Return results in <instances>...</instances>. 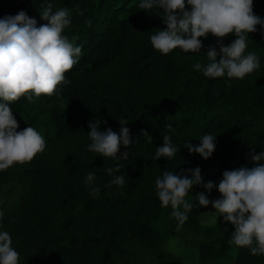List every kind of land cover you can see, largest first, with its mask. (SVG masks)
Listing matches in <instances>:
<instances>
[{"label": "trees", "instance_id": "1", "mask_svg": "<svg viewBox=\"0 0 264 264\" xmlns=\"http://www.w3.org/2000/svg\"><path fill=\"white\" fill-rule=\"evenodd\" d=\"M49 3L53 11L69 8L71 23L63 34L82 45V54L66 70L71 83L63 84L61 94L38 98L45 108L56 97L67 100L70 116L58 106L50 107L55 132L46 135L49 150L37 152L26 166L16 162L0 170V201L1 183L11 172H22L29 180L28 197L16 210L6 211L0 203L2 227L20 253V264H112L125 255L126 244L132 239L156 244L161 237L157 224L163 217L177 222L170 215L171 206H161L155 194V178L163 170L199 166L205 180L218 182L224 170L255 163L245 154L253 147L256 152L264 149V35L257 25V31L249 32L245 49L257 52L259 68L243 78H210L192 65L197 60L206 62L208 45L217 47L218 39L229 40L228 44L235 34L202 37L201 58L192 63L189 60L195 52L191 50L177 47L163 54L150 42V35L161 26L157 20L162 11L139 9V0H24L20 5L0 0V17L23 9L39 25L47 22L40 10ZM253 11L264 17V0H253ZM184 63L191 65L185 69ZM181 77L186 79L183 90L175 92ZM29 101L21 96L9 102L13 115L17 117ZM165 114L173 119H166ZM124 117L133 139L138 137L133 145H121V151L126 147L131 150L128 159L117 161L87 149L91 120L99 119L101 130L111 127L119 132V119ZM16 119L18 130L34 126L33 120L24 124ZM169 123L174 132L166 127ZM142 129L152 139L143 135ZM169 132L177 145L176 155L154 160L156 146ZM205 132L216 135V149L207 159L195 158L184 144L188 140L199 144ZM117 163L121 165L118 170ZM108 167L124 175L123 185L108 184L113 178ZM88 170L96 173L101 188L95 197L83 183ZM199 191L205 190L194 185L186 196L194 205ZM207 195L214 199L221 194L213 188ZM204 207L194 206L182 225L203 234L198 247L201 263L225 257L236 248V264H264V255L230 242L234 225L222 215L213 225L202 227L199 216Z\"/></svg>", "mask_w": 264, "mask_h": 264}, {"label": "clouds", "instance_id": "2", "mask_svg": "<svg viewBox=\"0 0 264 264\" xmlns=\"http://www.w3.org/2000/svg\"><path fill=\"white\" fill-rule=\"evenodd\" d=\"M138 7L162 11L159 16L166 27L151 34L150 42L163 54L177 47L184 52H200L204 46L201 38L209 33L218 38L235 34L228 44L218 39L219 50L215 45H208L206 62L197 60L192 65L207 77L243 78L260 67L257 52H245L249 32L257 31L256 26L260 25L264 35V17L253 11V0H139ZM40 15L46 23L38 25L36 18L23 9L0 17V170L31 160L46 146L45 137L32 124L18 130V121L9 102L21 96L31 100L41 94L60 95L63 84L71 83L65 75L66 70L71 69L82 54V45L63 34L64 28L71 23L68 7L53 11L49 3L40 10ZM119 121L117 132L111 127L101 130V121L91 120L87 132L91 142L87 149L117 161L128 159L131 150L126 147L121 151V145H133L138 137L133 139L126 126V117ZM166 127L175 131L171 123ZM141 133L152 139L147 130L142 129ZM162 139L163 143L156 146L154 160L161 156L169 160L177 153L171 132L164 134ZM199 140L197 145L188 140L184 146L190 153H199L207 159L216 147V135L205 132ZM248 159L255 162L252 167L245 164L226 169L218 182L205 180L199 166L180 171L165 169L155 178V194L161 206H171L170 215L177 220V228L188 219L194 206H206L211 202L215 211L206 213H211L215 219L222 215L234 225L230 242L249 246L252 254L264 255V149L256 152L253 147ZM120 167L119 163L115 165L117 170ZM106 171L113 177L109 185L125 183L124 175L116 174L113 167ZM83 183L91 196L100 194L101 188L92 170L85 173ZM194 185H201L205 190L195 193L196 205L186 198ZM213 188L221 195L210 201L207 193ZM3 216L0 208V264H19L20 253L12 246L9 231L2 227Z\"/></svg>", "mask_w": 264, "mask_h": 264}, {"label": "rangeland", "instance_id": "3", "mask_svg": "<svg viewBox=\"0 0 264 264\" xmlns=\"http://www.w3.org/2000/svg\"><path fill=\"white\" fill-rule=\"evenodd\" d=\"M24 0H13V3L20 5ZM161 22L159 28H164L163 18L157 20ZM154 25V24H153ZM158 29V27H157ZM229 40L223 41L225 44ZM219 50V45L217 46ZM201 58V52H195L190 59V63L195 59ZM186 69L189 63L181 64ZM192 77V76H190ZM186 79L181 77L177 79L174 91L181 92L183 90ZM170 96V93L167 94ZM45 102L38 97L31 99L26 105H23L22 111L16 118H19L21 123L27 124L33 120L34 127H36L45 137L46 146L41 154L46 153L47 147V133L51 135L55 132V126L51 122L50 107L53 105L62 109L66 116H70V103L63 98H55L52 103L47 104L48 108L44 107ZM166 119H173V115L165 114ZM216 149V148H215ZM214 149V150H215ZM246 153L245 156H248ZM193 156L200 157L199 153L193 152ZM221 157V156H218ZM32 160L22 162L24 166L29 164ZM20 163V162H17ZM219 164V162H217ZM2 203L6 211H13L18 208L21 202L25 201L29 193V180L26 174L19 171L11 172L1 183ZM211 201V198H210ZM207 211H215L211 202L206 205L201 215L199 216L200 225L202 227L211 226L215 223V218ZM175 220L172 221L169 217H163L157 224V229L160 234V240L153 245L143 244L136 239L130 240L126 244L127 252L125 255L116 258L112 264H236V248H233L225 257L210 261L208 263H201L199 260L198 247L204 241L203 234L196 233L183 226L177 228ZM12 246L15 247L12 242ZM20 264V260H19Z\"/></svg>", "mask_w": 264, "mask_h": 264}]
</instances>
